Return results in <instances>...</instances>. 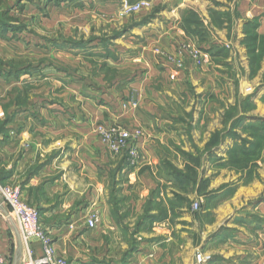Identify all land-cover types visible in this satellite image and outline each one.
<instances>
[{"label": "rangeland", "instance_id": "rangeland-1", "mask_svg": "<svg viewBox=\"0 0 264 264\" xmlns=\"http://www.w3.org/2000/svg\"><path fill=\"white\" fill-rule=\"evenodd\" d=\"M203 1L207 3L203 13L182 10L178 24L182 41L164 45L149 38L151 24L170 23L164 15L167 0H0V155L8 142L9 116L26 109L28 133L82 139L84 164L90 167L89 172L82 171V159L76 156L71 173L56 168L43 179L37 196L30 198V191L23 196L42 209L41 224L51 233L53 244V231L68 226L73 212L86 211L85 229L99 227L98 182L104 166L110 169L103 185L110 215L123 229L119 243L130 247L144 239L134 234L147 231L150 214L157 224L169 219L170 229L181 214L182 229L191 230L195 224L210 225L212 217L199 215L208 209L213 212L225 201L238 202L243 191L249 196H242L241 212L262 201L256 189L264 166V0ZM141 2L144 6L138 12L124 13L126 6ZM158 51L173 60L163 59ZM117 56L123 60L155 56L160 67L162 60L166 67L182 69V79H171V86H177L171 89L168 79L146 76V92H138L129 85L143 71L127 61L118 68L107 67L105 60L115 62ZM145 103L154 107L164 103L166 116H176L182 151L170 142L172 151H165L158 162L165 182L157 185L156 175L149 200L137 214L131 210L135 209L131 200L143 183L115 180L122 167L133 170L147 161L140 153L136 160L110 153L95 128L106 126L101 110L109 116ZM18 132L19 125L11 135ZM49 155L28 170L32 173L7 184L22 191L51 162ZM162 196L165 203L157 201ZM91 218L96 222L92 229L87 226ZM101 241L109 243L97 236L87 240L88 246L96 243L87 249L92 264H99ZM206 258L198 264L209 262Z\"/></svg>", "mask_w": 264, "mask_h": 264}, {"label": "crops", "instance_id": "crops-1", "mask_svg": "<svg viewBox=\"0 0 264 264\" xmlns=\"http://www.w3.org/2000/svg\"><path fill=\"white\" fill-rule=\"evenodd\" d=\"M167 1L169 3L168 11L164 15L170 23L154 22L151 24L153 37L149 38L151 40L155 38L154 40H157L159 44L164 45L182 41V30L178 26L182 10L190 9L203 13L207 9V3L203 0ZM175 38H179V40L172 41ZM124 59L122 56H117L115 62L108 61L111 65L106 60L105 64L107 67L118 68L120 64L123 65V62L127 61L131 63V68L143 71L142 76H139L140 78L138 77L137 81H133L129 85L136 87L133 89H137L138 92H146L145 86H143L146 76L164 77L169 80L167 81L170 86L172 85L171 79L178 82L182 79V69L168 64V67H166V63L160 60L162 63L161 68L155 56H134ZM188 67L192 68L191 64ZM115 85L117 86L119 83ZM173 85L171 89L177 87L175 84ZM18 90L21 96L25 98V91L21 89V86ZM15 92L16 90L11 93L14 94ZM156 105L154 107L145 103L135 109L125 111L117 109L115 114L109 116H107L106 110L100 111V117L102 116L101 119L107 126L118 125L128 130L140 128L145 133V136L139 142L138 149L140 155L147 162L133 170L122 167L121 171L118 170L117 179L115 180L116 182H118V179L128 181L130 184L136 181L137 183L138 181L143 183L140 189L137 188L138 195L131 200L135 204V209L131 208V210L137 212V214L139 206L149 200L148 194L154 188L156 175L159 176L157 185L165 182L164 171L160 168L158 162L165 151H172L170 142L179 145L181 147L179 149L182 151V130L176 127V116H166L163 109L164 103ZM21 110H18L13 117L9 116L10 118L5 125V129L10 132L8 142L3 146L4 150L0 155V181L5 184L15 183L17 179L23 178L26 173H32L33 171L28 170L32 169L37 161L42 162L43 155L47 156L53 152L54 155H49V157H52L51 162L40 169L37 175L31 177L21 191L22 199L37 208L32 200L23 198V196L28 194V191H30V198L37 196L39 185L50 174L49 172L53 173L56 168H60L64 174L71 173L76 156L82 159V171L89 172L90 167L86 166L88 164H84V148L83 145H80L82 139L76 141L71 138L62 137L57 139L58 137L52 138L53 136H44L45 138H43L39 136L40 134L31 135L27 132L29 118L26 109ZM0 119H2V112L0 113ZM17 125H19V132L12 136L11 132L15 131ZM101 155L102 153H100V157ZM102 158L105 157L102 155ZM58 159L61 162L56 164ZM109 171L110 169L104 166V174L100 175L98 182L99 199L97 208L100 212L99 220L101 221L99 227L95 230L85 229L83 221L86 211H82L71 213L67 218L70 221L69 225L53 231V236L56 237L53 247L57 255L66 259L67 264H92V254L87 249L96 247V243L91 242L88 246L89 236H97L109 241V243L101 241L99 245L97 244L99 264H198L196 253L209 257V262L206 264H264V166L260 170V181L256 189V193L262 201L252 203L250 208H242L243 211L241 212V205H244L242 196L246 194V191H243L237 199L238 202L225 201L220 203L219 207L213 209V212L208 209L200 214L199 216L202 218L212 217L210 225L197 226L195 224L191 230L182 229L181 214L177 215L176 227L173 229H170L167 225L169 219L157 224L155 223L156 219L150 214L145 220L148 227L147 231L134 234L144 239L141 238L140 243L131 247L119 243L120 237L124 236L123 229L110 215L107 189L103 187ZM56 183L63 184L61 181H56ZM246 195L249 196V194ZM249 199L251 200V197H247L245 200L250 201ZM166 200L167 198L162 196L157 201L165 203ZM4 210L8 212L6 209ZM41 210V208L38 209L39 214ZM55 213L57 212H53L54 215ZM43 214L45 216L50 215L47 212H43ZM10 218L14 223L11 216ZM185 219L186 216L184 215ZM10 225L6 217L0 215V254L5 258V264H15L18 256L17 241ZM129 232H127L128 236ZM32 247L34 256L40 257V243L33 241ZM23 254L22 245L21 261Z\"/></svg>", "mask_w": 264, "mask_h": 264}, {"label": "built area", "instance_id": "built-area-1", "mask_svg": "<svg viewBox=\"0 0 264 264\" xmlns=\"http://www.w3.org/2000/svg\"><path fill=\"white\" fill-rule=\"evenodd\" d=\"M143 6L144 3L142 2L126 6L124 13L138 12ZM158 53H162L163 56L161 57L163 59L168 61L172 59L163 51H158ZM95 133L110 153L114 155L127 154L128 158L132 160L138 158L139 142L145 136L142 129L130 131L118 125L98 126L95 128ZM0 205L8 211L19 231L24 250L21 264H67L63 256L56 254L50 233L41 224L38 209L22 199L21 191L18 187L0 181ZM193 207L197 209L198 204L194 203ZM95 224L96 222L93 218L87 222V226L90 229L94 228ZM33 241L40 243V257L34 256ZM206 259L200 254L196 255L198 263H205ZM0 264H5V258L1 254Z\"/></svg>", "mask_w": 264, "mask_h": 264}, {"label": "water", "instance_id": "water-1", "mask_svg": "<svg viewBox=\"0 0 264 264\" xmlns=\"http://www.w3.org/2000/svg\"><path fill=\"white\" fill-rule=\"evenodd\" d=\"M0 214L4 217H6V219L8 220V222L11 224V228H12V231L14 232L15 234V238H16V241H17V247H18V256H17V260L15 262V264H21V258H22V242H21V238H20V234H19V231L17 229V227L14 225V223L12 222L10 216H9V213L6 212L4 210L3 207H1L0 205Z\"/></svg>", "mask_w": 264, "mask_h": 264}]
</instances>
